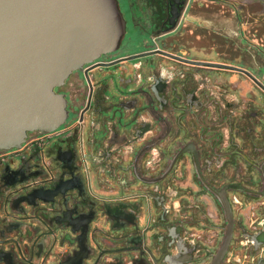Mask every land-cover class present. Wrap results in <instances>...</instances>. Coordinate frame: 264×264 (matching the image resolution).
Wrapping results in <instances>:
<instances>
[{
	"label": "flooded vegetation",
	"instance_id": "1",
	"mask_svg": "<svg viewBox=\"0 0 264 264\" xmlns=\"http://www.w3.org/2000/svg\"><path fill=\"white\" fill-rule=\"evenodd\" d=\"M117 2L65 122L0 150V264H264V21Z\"/></svg>",
	"mask_w": 264,
	"mask_h": 264
},
{
	"label": "water",
	"instance_id": "2",
	"mask_svg": "<svg viewBox=\"0 0 264 264\" xmlns=\"http://www.w3.org/2000/svg\"><path fill=\"white\" fill-rule=\"evenodd\" d=\"M125 34L117 0H0V150L59 128L67 110L56 89Z\"/></svg>",
	"mask_w": 264,
	"mask_h": 264
},
{
	"label": "rangeland",
	"instance_id": "3",
	"mask_svg": "<svg viewBox=\"0 0 264 264\" xmlns=\"http://www.w3.org/2000/svg\"><path fill=\"white\" fill-rule=\"evenodd\" d=\"M225 2L233 5L236 11L243 13V16L247 15L248 17L258 18L264 21V0H225ZM224 6V10L232 11L227 5ZM246 27L249 28L250 25ZM231 37L233 38V36ZM248 37L250 36L248 35Z\"/></svg>",
	"mask_w": 264,
	"mask_h": 264
}]
</instances>
